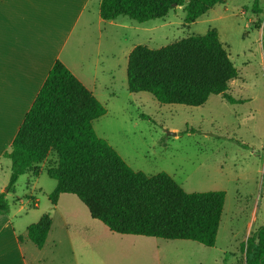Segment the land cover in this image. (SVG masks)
<instances>
[{
    "label": "rangeland",
    "instance_id": "1",
    "mask_svg": "<svg viewBox=\"0 0 264 264\" xmlns=\"http://www.w3.org/2000/svg\"><path fill=\"white\" fill-rule=\"evenodd\" d=\"M255 1L224 0L189 26L184 6L143 24L121 19L130 27L127 51L138 45L158 49L216 29L238 69L226 95L243 103L215 95L196 108L161 104L149 93H130L127 69L120 66L111 76L110 94L100 91L107 113L94 122L96 133L135 171L167 173L187 192L226 193L215 247L111 231L105 236L107 227L77 197L65 195L52 205L57 182L43 173L31 186L28 176L20 179V200H9L16 223L22 222L18 229L45 213L54 220L44 255L34 245L26 248L31 261L43 256L52 264H245L242 244L264 225V0H257V9ZM48 165H55L54 155ZM56 241L60 246L54 249Z\"/></svg>",
    "mask_w": 264,
    "mask_h": 264
},
{
    "label": "trees",
    "instance_id": "2",
    "mask_svg": "<svg viewBox=\"0 0 264 264\" xmlns=\"http://www.w3.org/2000/svg\"><path fill=\"white\" fill-rule=\"evenodd\" d=\"M224 0H102L100 15L143 24L165 19L175 5L184 6L186 25L195 23ZM257 0L254 8L257 9ZM238 69L230 59L216 29L204 36H190L154 49L134 47L128 58L130 93H149L159 103L201 107L211 96L225 95L230 104L243 103L227 96ZM106 107L61 62L56 61L4 157L11 160V176L0 194V217L10 213L8 194L29 172L39 177L50 152L57 163L47 168L57 182L49 195L57 206L61 195L77 197L94 220L111 232L182 240L215 247L226 193L187 192L169 174L148 175L135 171L95 131L94 122ZM49 213L28 227V239L43 249L52 230ZM22 241V237H18ZM245 264H264V225L242 244Z\"/></svg>",
    "mask_w": 264,
    "mask_h": 264
},
{
    "label": "crops",
    "instance_id": "3",
    "mask_svg": "<svg viewBox=\"0 0 264 264\" xmlns=\"http://www.w3.org/2000/svg\"><path fill=\"white\" fill-rule=\"evenodd\" d=\"M101 2L0 0V194L5 192L9 183L12 166L4 153L11 150L26 114L56 61H61L98 100L105 94L101 90L110 94L111 76L117 69L120 66L127 69L132 48L125 50L129 41L126 30L130 27L122 24L125 21L121 20L123 16L103 20ZM105 76H109V81ZM52 155L56 164L57 155L50 152ZM47 161L37 166L40 176L43 173L47 175ZM24 176H28V185L38 178L29 172L22 175L17 184ZM65 195L68 194L60 198ZM7 198L20 200L15 193L8 194ZM11 212L12 208L7 216L0 217V264H52L43 256L36 261L29 259L26 248L34 245L28 239L31 224L26 223L18 229L22 222L16 223ZM53 230L54 226L39 255L48 248ZM102 232L105 236L111 233L108 228ZM19 236L22 241H19ZM59 246L57 241L52 244L54 249Z\"/></svg>",
    "mask_w": 264,
    "mask_h": 264
},
{
    "label": "water",
    "instance_id": "4",
    "mask_svg": "<svg viewBox=\"0 0 264 264\" xmlns=\"http://www.w3.org/2000/svg\"><path fill=\"white\" fill-rule=\"evenodd\" d=\"M177 5H175V7H176Z\"/></svg>",
    "mask_w": 264,
    "mask_h": 264
}]
</instances>
